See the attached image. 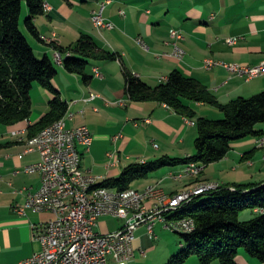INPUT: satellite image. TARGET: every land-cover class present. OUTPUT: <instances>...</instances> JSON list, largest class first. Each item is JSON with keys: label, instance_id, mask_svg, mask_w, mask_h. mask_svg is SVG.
I'll use <instances>...</instances> for the list:
<instances>
[{"label": "crops", "instance_id": "obj_1", "mask_svg": "<svg viewBox=\"0 0 264 264\" xmlns=\"http://www.w3.org/2000/svg\"><path fill=\"white\" fill-rule=\"evenodd\" d=\"M102 1L105 0H46L52 8L35 19L42 40L35 39L22 24L36 54L39 57L47 55L56 64L55 85L69 104L68 112L78 113L76 120L69 121V126L84 123L93 134L91 149L82 150L80 170L101 177L100 182L119 177L133 163H146L165 155L188 157L196 151L195 123L165 103L133 102L126 91L125 70L152 86L161 84L172 71L181 70L198 78L221 103L240 96L250 97L264 89V75L245 80L223 66L205 67L208 58L246 65L264 62V0H112L104 17L115 27L99 30L92 21V13L99 9ZM27 14L25 7L23 15ZM174 28L181 29L184 34L180 41L186 52L183 59L172 55L174 39L170 32ZM83 34L92 36L102 49L121 55L113 61L92 60L88 72L93 78L89 83L56 60L59 51L55 46H73ZM230 37L238 40L230 43ZM138 38L149 45L150 51L138 43ZM95 67L100 68L103 78L94 75ZM91 93L98 96L86 100ZM32 99L29 119L12 126L0 125V264H15L40 251L41 244L34 239V226L55 218V214L37 212L34 207H29L25 214L17 211L25 205L30 194L42 186L39 172L25 171L27 166L41 161V154L27 151L26 145L28 128L49 111L51 94L36 86ZM193 106L199 116L212 119L224 116L213 105L193 103ZM258 140L252 137L235 143L223 160L206 167L199 180L221 183L264 180V145L260 146ZM183 167H168V170L164 167L162 173L160 169L155 176L151 175V180H138L140 186L132 185V188L144 190L157 185L174 193L194 186L195 179L182 180L173 176ZM229 171L237 174L244 171L245 179L251 175V180H229ZM225 172L227 174H223ZM154 204V199L146 200L147 206ZM110 218L116 217H101L96 230L109 233L123 226L124 221L119 218L116 219L122 224L112 226ZM158 226L168 229L163 222L157 223V238L153 240L148 237L145 225L136 231V259L132 264L143 263L149 258L150 250L152 254L155 252L156 248H151L153 241L160 237ZM178 241L159 264L176 254L180 248ZM142 249L147 251L145 256L141 254ZM238 262L264 264L244 252L239 254ZM109 264L117 263L110 257Z\"/></svg>", "mask_w": 264, "mask_h": 264}, {"label": "trees", "instance_id": "obj_2", "mask_svg": "<svg viewBox=\"0 0 264 264\" xmlns=\"http://www.w3.org/2000/svg\"><path fill=\"white\" fill-rule=\"evenodd\" d=\"M45 3L46 0H0V125L12 126L30 118L32 90L36 86L51 94L49 111L28 128L29 138L61 119L69 110L68 102L62 99L55 85L58 74L55 62L47 55L39 57L22 30L21 18L26 7L28 17L23 24L35 39L42 40L35 19L46 13ZM55 48L62 56L65 69L81 76L85 83L93 78L88 72L92 60L121 58L118 53L102 49L88 34H83L73 46ZM125 80L126 91L133 102L165 103L191 119L197 127L196 151L188 157L165 155L146 163L130 164L119 177L105 179L97 186L127 190L135 181L148 179L164 167L185 166L191 162L209 166L223 160L235 143L264 137V127H259L264 123V89L250 97L240 96L221 103L198 78L178 69L157 86L129 70H125ZM193 103L216 106L224 116L218 119L199 116ZM219 183V189L166 213L170 220L191 217L196 227L191 232L179 233L185 242L183 248L165 264H184L192 256H196L200 264L215 261L240 264L241 252L264 262V180ZM246 210L252 215L241 220V213Z\"/></svg>", "mask_w": 264, "mask_h": 264}, {"label": "built area", "instance_id": "obj_3", "mask_svg": "<svg viewBox=\"0 0 264 264\" xmlns=\"http://www.w3.org/2000/svg\"><path fill=\"white\" fill-rule=\"evenodd\" d=\"M112 0H105L100 7L92 13L94 24H100L104 28L113 29L115 24L104 17V11ZM48 10L52 7L45 3ZM174 39L172 55L183 59L185 50L180 41L184 39L181 29H171ZM144 49L150 51L142 38H138ZM237 37H230L228 41L235 43ZM62 58L58 52L56 60ZM215 66H223L236 75L251 80L264 75V64H225L214 63L210 59L205 60V67L211 69ZM94 75L103 78L100 68H94ZM98 95L91 93L86 100H93ZM78 113L74 112L72 121L76 120ZM93 134L88 125L81 123L74 127L60 128L49 133L48 138L40 143V149L34 150L41 154V161L25 168L27 173L39 172L42 176V186L34 194H30L24 206L17 208L21 214H25L29 207H36L37 212L49 211L55 214V218L34 226V239L41 244V250L31 257L15 264H109L110 257L117 264H132L136 259V231L147 227L150 239H156L155 226L163 222L165 227L175 233L183 228H194L188 222V217L182 218L181 224L168 222L166 213L169 208L194 199L198 193H204L205 188L210 191L220 188L219 185L206 186L195 192H184L181 195L170 196L166 204L151 209L135 212V216H128L125 209L113 210L108 206L94 205V197H115L117 199L133 200L140 203L149 196H157L158 191H151V186L144 190L129 188L127 190L108 189L95 190L92 194H85V186L92 180H100L101 177L90 172H82L80 164L82 150L88 152L93 144ZM258 144H264V139H259ZM157 146V145H156ZM33 152V151H32ZM201 164L191 162L184 166L176 174H188L201 169ZM42 200H50L51 209H42ZM103 216H113L124 221L123 226L113 232L100 233L96 230L99 219ZM146 249L141 250L145 256Z\"/></svg>", "mask_w": 264, "mask_h": 264}, {"label": "bare ground", "instance_id": "obj_4", "mask_svg": "<svg viewBox=\"0 0 264 264\" xmlns=\"http://www.w3.org/2000/svg\"><path fill=\"white\" fill-rule=\"evenodd\" d=\"M45 9L47 10L46 6H45ZM94 25L98 29H108V28L102 27L100 24H94ZM208 59H210V61L214 62V63L235 64V63H228V62H224V61L214 60L211 58H208ZM59 64H63L62 58L59 59ZM261 64H264V62ZM73 115H74V112L69 111L61 119L55 121L54 123H52L48 127L44 128L37 135L30 137L28 139V142L26 145L27 146L26 150L27 151H34V150L40 149V143L48 138V135L50 132L57 131L60 128H67L69 126V121H72ZM259 145L262 146L263 144H259ZM185 166H187V165H185ZM199 171H201V169H199L197 171H193V172L188 173V174H183L181 177H180V174H173V176L174 177L176 176L178 178L191 177L193 175L199 176L198 175ZM99 183H100L99 180H92L89 183H87V185L85 186V194H92L95 190L108 189V187L97 186V184H99ZM212 185H219V182L211 181L207 184L204 182L202 184L197 183L194 186L187 187L183 190H180V191H177L174 193H168L163 188L160 189V187L157 185L151 186V191H158V189H160L159 194L157 196H149L147 198V199H154L155 200V204L152 207H149L146 205L147 199H142L141 202L138 203V202H134L133 200L117 199L115 197H104V198L94 197V205L108 206V208H111L113 210H120V208L125 209V212L127 213L128 216H135V212H138L140 210L151 209L153 207H158V206H161L163 204H166L167 201L170 199V196L181 195L184 192H195V191H198L199 189H204L206 186H212ZM202 194L203 193H198L196 195V197L198 195H202ZM192 200L193 199H191L187 202H184L182 204L173 206V207L169 208V211L178 210L184 204L189 203ZM34 208H36V207H34ZM42 209H51L50 200H42ZM168 222H174V224H181L182 219H177V220L168 219ZM188 222L191 223V225H196L194 219L191 217H188ZM193 230H194V228H183V229H180L179 233H181V232L188 233V232H191Z\"/></svg>", "mask_w": 264, "mask_h": 264}, {"label": "rangeland", "instance_id": "obj_5", "mask_svg": "<svg viewBox=\"0 0 264 264\" xmlns=\"http://www.w3.org/2000/svg\"><path fill=\"white\" fill-rule=\"evenodd\" d=\"M28 17V16H27ZM27 17H25L24 15H22V18H21V20H22V24H23V22L25 21V19L27 18ZM94 23V22H93ZM96 27V26H95ZM97 28V27H96ZM98 29V28H97ZM99 30H101V29H99ZM244 79V78H243ZM259 127H264V123H261L260 125H259ZM259 139H264V137H262V138H259ZM264 145V144H263ZM262 145V146H263ZM201 171H199V173H198V175L199 176H195V175H193V176H191V177H185V178H181L182 180H186V179H191V178H195V181H196V179H198L199 180V178H201L202 176H203V173H204V171H205V169H206V165H204V164H201ZM168 170L169 168L168 167H165L164 168V170ZM162 169H161V173H162ZM245 172L243 171V172H241V173H238L237 174V172H231V171H229V175H228V177L230 178L229 180H242V181H247V180H251L250 178H251V175H249V179H245V174H244ZM223 174H227V172H225V173H223ZM156 174H154V176H155ZM153 176V177H154ZM224 176H226V175H224ZM151 177V176H150ZM152 179V177L151 178H149V180H151ZM143 181H146L147 179H142ZM141 181V180H140ZM211 181H214V180H200L199 181V183L200 184H202L203 182L204 183H209V182H211ZM215 182H217V181H215ZM196 183V182H195ZM133 186H135V187H139L140 186V183L138 182V181H135L133 184H132ZM213 191H215V190H213ZM210 192H212V191H210L208 188H205V190H204V193L202 194V195H204V194H207V193H210ZM198 196H200V195H198ZM196 198V197H195ZM252 214H251V211L250 210H246V211H244V212H242L241 213V216H240V219L241 220H246L247 218H249L250 216H251ZM110 222H111V224H112V226L113 225H121L122 224V221L121 220H118V219H116V218H110ZM159 231H160V233H159ZM158 233H159V235H160V237H159V240H155V241H153V243H152V248L151 249H153V248H156V250H155V252L152 254V250H150V256H149V258L146 260V261H144L143 263H139V264H155V262L157 261V264H159L160 262H161V260H163L166 256H168V254H169V252H170V247H172V246H174L175 244H176V240H179L178 242V244H179V249H177L178 251L176 252V254L178 253V252H180L181 250H182V243L184 242V239H183V237L181 236V234H177V233H175V232H173L171 229H167V230H163L160 226H158ZM185 243V242H184ZM178 248V247H177ZM154 255V256H153ZM152 256H153V258H152ZM172 258V255H170L169 257H168V259H167V261H169L170 259ZM167 261L165 262V263H167ZM193 261H198L199 262V260H198V258L196 257V256H192L186 263H184V264H192V262ZM159 262V263H158ZM165 263H163V264H165Z\"/></svg>", "mask_w": 264, "mask_h": 264}]
</instances>
